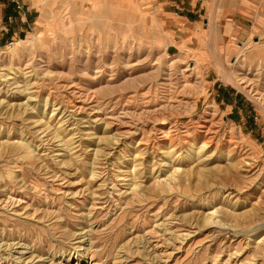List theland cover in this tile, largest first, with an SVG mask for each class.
<instances>
[{"label": "rangeland", "instance_id": "obj_1", "mask_svg": "<svg viewBox=\"0 0 264 264\" xmlns=\"http://www.w3.org/2000/svg\"><path fill=\"white\" fill-rule=\"evenodd\" d=\"M33 4L0 49V246L26 250L1 264H264V111L235 86L264 97V0L181 52L154 0Z\"/></svg>", "mask_w": 264, "mask_h": 264}, {"label": "crops", "instance_id": "obj_2", "mask_svg": "<svg viewBox=\"0 0 264 264\" xmlns=\"http://www.w3.org/2000/svg\"><path fill=\"white\" fill-rule=\"evenodd\" d=\"M12 1L0 0V46H5L10 40L21 39L34 24V13H36L34 0H21L25 11L19 17H15ZM241 1L243 0H154V5L164 19L173 24V28L169 31L172 35H170L171 44L168 47H174L181 52L193 48L192 42H195L196 50L201 51L205 47L206 41L203 36L208 29L202 25L207 24L212 17L216 18L220 11L222 16L224 12H228L226 22L235 25L238 34H245L246 37L252 35L254 28L250 32L244 27V22L250 21V18L242 17L243 9L246 11L249 9L242 8ZM246 1L250 2V0ZM251 1L260 3V0ZM248 12L253 16L259 14V12ZM257 24L260 25V22ZM252 25H255L253 21Z\"/></svg>", "mask_w": 264, "mask_h": 264}, {"label": "bare ground", "instance_id": "obj_3", "mask_svg": "<svg viewBox=\"0 0 264 264\" xmlns=\"http://www.w3.org/2000/svg\"><path fill=\"white\" fill-rule=\"evenodd\" d=\"M28 71V70H27ZM241 74V73H240ZM243 78V77H242ZM260 79V78H259ZM240 80V79H239ZM241 83L238 82V79H237V82L235 83V86L244 91V93H247L249 95H252V100L256 103L259 104L260 108L259 109H262L264 111V97L262 96V94H260V92L258 91L261 84L259 82V80L256 82V81H252V80H249L248 77L246 79H241ZM257 80V79H256ZM82 94V93H81ZM72 95V94H71ZM92 101V100H91ZM94 106V105H93ZM95 107V106H94ZM80 108V107H79ZM74 110V109H73ZM79 111V110H78ZM120 116V115H119ZM123 116V115H122ZM210 131V130H209ZM247 163V162H246ZM19 201V200H18ZM7 213V212H6ZM11 253H14L15 255H18L17 258H13L14 260H18L20 261V259L26 254V250H25V247L19 245V244H13V245H2L0 246V255H6V258H3L1 259L0 257V264L2 263V261H6L7 260V257L9 258ZM26 256V255H25ZM29 259V258H28ZM9 260V259H8ZM33 262V260H32Z\"/></svg>", "mask_w": 264, "mask_h": 264}, {"label": "built area", "instance_id": "obj_4", "mask_svg": "<svg viewBox=\"0 0 264 264\" xmlns=\"http://www.w3.org/2000/svg\"><path fill=\"white\" fill-rule=\"evenodd\" d=\"M16 10L17 11H21V7L19 6V4H16ZM12 46H13V42L10 41L3 47L6 48V49H10ZM0 49H1V46H0Z\"/></svg>", "mask_w": 264, "mask_h": 264}]
</instances>
